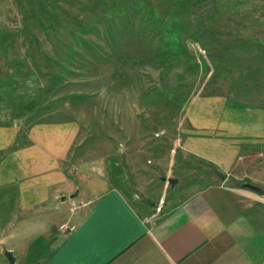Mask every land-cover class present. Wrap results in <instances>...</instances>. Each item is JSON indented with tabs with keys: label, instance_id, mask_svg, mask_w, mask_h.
<instances>
[{
	"label": "rangeland",
	"instance_id": "374dc122",
	"mask_svg": "<svg viewBox=\"0 0 264 264\" xmlns=\"http://www.w3.org/2000/svg\"><path fill=\"white\" fill-rule=\"evenodd\" d=\"M20 74L44 89L30 123L78 121V156L117 155L154 210L219 181L185 151L207 134L264 190V0H0V76Z\"/></svg>",
	"mask_w": 264,
	"mask_h": 264
},
{
	"label": "crops",
	"instance_id": "0c3cea01",
	"mask_svg": "<svg viewBox=\"0 0 264 264\" xmlns=\"http://www.w3.org/2000/svg\"><path fill=\"white\" fill-rule=\"evenodd\" d=\"M35 77L0 76V264H264V196L231 177L238 153L211 134L188 142L224 179L154 210L117 155L78 156V121L30 123L44 103Z\"/></svg>",
	"mask_w": 264,
	"mask_h": 264
},
{
	"label": "water",
	"instance_id": "95a60500",
	"mask_svg": "<svg viewBox=\"0 0 264 264\" xmlns=\"http://www.w3.org/2000/svg\"><path fill=\"white\" fill-rule=\"evenodd\" d=\"M168 182L170 183V185L174 186L177 183V180L170 179V180H168ZM251 190L256 192L257 194H259L261 196H264V190L261 188L251 187ZM6 256H8V255L6 254ZM8 262H9V264H13V259L8 258Z\"/></svg>",
	"mask_w": 264,
	"mask_h": 264
},
{
	"label": "trees",
	"instance_id": "16d2710c",
	"mask_svg": "<svg viewBox=\"0 0 264 264\" xmlns=\"http://www.w3.org/2000/svg\"><path fill=\"white\" fill-rule=\"evenodd\" d=\"M217 175H218V177H219L220 180H223L224 179V177L222 175H220V174H217Z\"/></svg>",
	"mask_w": 264,
	"mask_h": 264
}]
</instances>
